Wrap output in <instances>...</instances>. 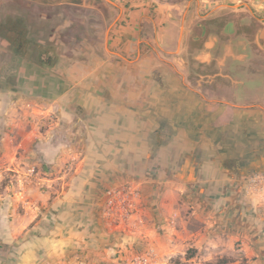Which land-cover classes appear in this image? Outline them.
Wrapping results in <instances>:
<instances>
[{
  "label": "crops",
  "instance_id": "obj_1",
  "mask_svg": "<svg viewBox=\"0 0 264 264\" xmlns=\"http://www.w3.org/2000/svg\"><path fill=\"white\" fill-rule=\"evenodd\" d=\"M119 3L0 0L5 30H13L12 16H22L23 27H38L37 34H50L47 24L53 28L38 47L52 45L46 67L75 130L68 148L41 145L44 161L54 168L70 161L71 167L49 179L56 184L54 229L66 234L50 254L59 258L67 246H82L72 215L94 212L101 188L131 179L145 204L139 219L150 216L169 232L164 248L193 246L205 262L264 264V212L250 208L242 192V176L264 171V66L239 86L198 92L171 56L175 34H165L156 12L132 0ZM111 8L118 9L113 23ZM9 32L0 36V62L13 55L6 43L14 46L19 37ZM64 32L83 34L70 55ZM174 210L183 216L170 225Z\"/></svg>",
  "mask_w": 264,
  "mask_h": 264
},
{
  "label": "rangeland",
  "instance_id": "obj_2",
  "mask_svg": "<svg viewBox=\"0 0 264 264\" xmlns=\"http://www.w3.org/2000/svg\"><path fill=\"white\" fill-rule=\"evenodd\" d=\"M100 1L110 7L116 4L122 7L119 2L123 0ZM132 1L141 6L149 5L160 19L159 24L156 22L160 28L167 23V18L177 16L182 10L185 15L198 13L206 16L218 6L236 7L247 4L255 13L264 15V0ZM111 9L109 23H113L118 14V9ZM102 11L106 12L105 9ZM22 19V16L10 17L13 24L19 27H23ZM62 21V18L58 20ZM146 24L149 29L153 27L152 23ZM48 25L45 31L50 34H37L38 27L27 28L24 25L25 34H19L18 38L13 39L14 46L7 40V49L13 51V55L6 54L0 62V69L1 66L6 67L0 70V264H128L139 255L148 256V264H232L226 258L205 262L202 254L197 256L198 249L193 246L180 247L181 251L172 250L175 249L173 246L164 248V244L170 240L166 238L169 232L166 226L162 227L157 222L155 224L154 218L150 216L145 218V214H142L139 219L141 208L145 205L143 201L139 211L126 225L109 226L100 214L97 199L94 212L72 215L76 221L75 231L78 237L81 235L78 240L85 241L82 246H67V252L59 258L50 254L58 245L57 239L65 233L54 229L55 226L58 227L56 219L59 221L53 204L51 205L56 196V184H52L49 179L56 177L57 170L63 172L71 167L70 161H65L66 167L62 165L61 169L44 161L45 153L41 145L62 144L68 148L75 130H72L73 126L63 116L57 101L58 93L55 92L59 87H54L55 74L47 68L49 66L46 67V63L50 61L48 54H54L52 45L47 42L45 47H38L40 40H47L51 35L53 28ZM104 31L103 28V34ZM6 32L9 31L1 26L0 36H9ZM72 35L61 34L68 43L64 49L67 55L72 54V49L80 45L79 39L83 34H74V39L70 41L69 37ZM245 201L250 208H254L247 199ZM177 213L178 217L173 222L169 217L170 225L180 223L183 214ZM99 222L103 223L101 226L107 229L108 234H103L104 230ZM93 223L96 229L92 230ZM148 224L155 231H148ZM51 240H57L56 244L51 245ZM87 240L92 241V246H84ZM60 244L62 249L65 241L61 240ZM112 247L115 249L114 253L111 251ZM246 263L245 259L237 262Z\"/></svg>",
  "mask_w": 264,
  "mask_h": 264
},
{
  "label": "flooded vegetation",
  "instance_id": "obj_3",
  "mask_svg": "<svg viewBox=\"0 0 264 264\" xmlns=\"http://www.w3.org/2000/svg\"><path fill=\"white\" fill-rule=\"evenodd\" d=\"M164 28L165 34H175L177 52L171 56L180 60L186 78L203 94L239 86L264 66V15L247 4L218 6L206 16L182 10L167 18ZM9 34L25 30L13 25Z\"/></svg>",
  "mask_w": 264,
  "mask_h": 264
},
{
  "label": "built area",
  "instance_id": "obj_4",
  "mask_svg": "<svg viewBox=\"0 0 264 264\" xmlns=\"http://www.w3.org/2000/svg\"><path fill=\"white\" fill-rule=\"evenodd\" d=\"M243 196L255 209L264 212V171H254L242 176ZM99 210L102 218L109 226H124L142 206V197L139 187L125 181L112 184L103 188L98 196ZM178 217V213L171 215L172 221ZM149 257L136 256L128 264H148Z\"/></svg>",
  "mask_w": 264,
  "mask_h": 264
},
{
  "label": "trees",
  "instance_id": "obj_5",
  "mask_svg": "<svg viewBox=\"0 0 264 264\" xmlns=\"http://www.w3.org/2000/svg\"><path fill=\"white\" fill-rule=\"evenodd\" d=\"M218 264H220V262H218Z\"/></svg>",
  "mask_w": 264,
  "mask_h": 264
}]
</instances>
